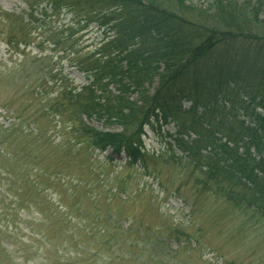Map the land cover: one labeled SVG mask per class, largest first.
Wrapping results in <instances>:
<instances>
[{"label":"rangeland","instance_id":"rangeland-1","mask_svg":"<svg viewBox=\"0 0 264 264\" xmlns=\"http://www.w3.org/2000/svg\"><path fill=\"white\" fill-rule=\"evenodd\" d=\"M49 1L29 0L40 6L38 21L25 27L18 18L31 14L24 0H0V106L11 111L1 125L27 106L32 88L38 96L36 86L57 93L63 81L78 89L87 83L73 53L93 50L102 33L94 23L84 25L82 11L62 5L56 12ZM192 2L208 6L207 0ZM27 34L31 45L20 52L29 60L20 66L23 57L9 44ZM39 52L45 61L35 63ZM29 103L18 121L20 148H0V264H264V221L227 202L211 184L205 188L206 178L192 173L175 146L174 124L146 128L141 141L148 162L129 166L124 154L81 146L68 118H57V128L45 135L48 120L38 102ZM85 123L124 133L105 121Z\"/></svg>","mask_w":264,"mask_h":264},{"label":"trees","instance_id":"trees-1","mask_svg":"<svg viewBox=\"0 0 264 264\" xmlns=\"http://www.w3.org/2000/svg\"><path fill=\"white\" fill-rule=\"evenodd\" d=\"M207 1L204 8L192 0H50L53 11L62 5L82 11L84 25L94 23L102 40L87 54L73 53L86 85L72 88L66 80L57 93L36 86L39 97L32 88V99L13 122L0 124V148H20L18 121L29 101L38 102L40 117L48 120L45 135L57 128V118H68L81 146L125 154L130 166L148 162L145 128L174 124L176 147L192 173L206 178L205 188L211 184L227 202L264 221V0ZM24 2L31 14L18 18L30 27L40 6ZM28 36L9 44L14 56L23 57L20 66L29 60L23 53L31 45ZM41 53L32 57L35 63L45 61ZM0 108V117L9 118L11 111ZM84 119L124 133L97 131Z\"/></svg>","mask_w":264,"mask_h":264}]
</instances>
